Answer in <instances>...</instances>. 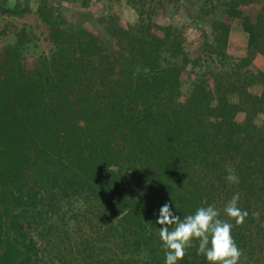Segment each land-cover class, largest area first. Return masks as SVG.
<instances>
[{"label":"trees","instance_id":"16d2710c","mask_svg":"<svg viewBox=\"0 0 264 264\" xmlns=\"http://www.w3.org/2000/svg\"><path fill=\"white\" fill-rule=\"evenodd\" d=\"M50 22L63 41L56 60L27 68L19 41L0 56V264H164L155 219L166 201L181 219L216 207L233 224L239 264H264L255 220L264 207V74L216 70L230 61L219 41L227 27L213 26L222 51L205 49L204 36L189 60L178 38L157 40L141 22L110 20L100 38L59 8ZM263 23L246 28L240 64L264 52ZM200 61L210 70L192 80ZM186 65L192 81L182 94ZM255 83L259 95L247 90ZM237 193L248 212L239 226L223 211ZM197 246L177 264H209Z\"/></svg>","mask_w":264,"mask_h":264},{"label":"rangeland","instance_id":"374dc122","mask_svg":"<svg viewBox=\"0 0 264 264\" xmlns=\"http://www.w3.org/2000/svg\"><path fill=\"white\" fill-rule=\"evenodd\" d=\"M189 5H196L203 10L193 12ZM53 8H59L62 17L75 29L81 28L97 38L104 35L106 24L110 20L122 28L141 22L150 29L151 35L157 40L166 33L170 37L178 38L189 60L201 51L204 36L207 37L205 49L212 46L216 50H223V47H219L214 41L218 34V31L213 29L216 23L224 24L222 20L226 22L224 25L227 27V34L225 37L222 34L219 38L220 45L225 40L226 54L229 30L233 33L240 30L247 34L246 28L253 24L256 18L264 22V0H0V56L6 47L19 41L23 47L21 60L27 68L38 58L48 63L56 60L60 55L58 47L63 41L58 38V33L50 22ZM261 25L263 27L264 23ZM257 35L263 36L258 32ZM259 55L260 60H251L244 66L237 61L240 58L226 54L230 60L229 64L216 70L238 72L239 68L240 74L248 70L258 77L259 74H264L260 71V67H264V52ZM205 58V55L202 56V60ZM203 63L200 61L190 72L192 80L210 70L206 69V64ZM189 70L186 65L181 73L182 94L186 93L192 81L184 79ZM253 85L258 87L261 83ZM241 117L242 115L238 114L236 119ZM263 219L264 207L255 216L256 224L260 222L264 225ZM53 248L62 250L63 247L57 245Z\"/></svg>","mask_w":264,"mask_h":264},{"label":"clouds","instance_id":"9594fccd","mask_svg":"<svg viewBox=\"0 0 264 264\" xmlns=\"http://www.w3.org/2000/svg\"><path fill=\"white\" fill-rule=\"evenodd\" d=\"M227 179L235 181L232 175ZM238 200L239 194H234L223 209L237 226L248 216L246 210L238 207ZM155 224L164 251V264H177L193 246V241L198 244L197 254L205 256L209 264H239L242 251L232 236L233 224L221 219L220 211L212 205L198 207L181 219L173 204L166 201L156 214Z\"/></svg>","mask_w":264,"mask_h":264},{"label":"crops","instance_id":"0c3cea01","mask_svg":"<svg viewBox=\"0 0 264 264\" xmlns=\"http://www.w3.org/2000/svg\"><path fill=\"white\" fill-rule=\"evenodd\" d=\"M189 8L193 12H198L199 10H203L201 7H198L196 5H189ZM228 18H230L229 15ZM222 22L226 24L224 20H222ZM246 43H247V34L244 31L236 30L235 33H233L231 30H229L226 39V50H225L226 54L232 55L234 58L244 57L247 50ZM259 54L260 53H256V55L254 54L252 58V62H256L257 60H260L261 55ZM260 71L264 72V67H260ZM247 90L249 93L253 95H259L263 91V86L260 85L257 87L256 85H250Z\"/></svg>","mask_w":264,"mask_h":264}]
</instances>
